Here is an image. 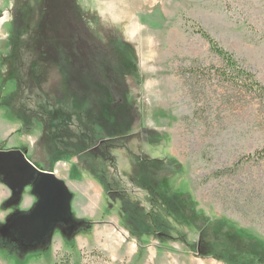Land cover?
Wrapping results in <instances>:
<instances>
[{"label":"rangeland","instance_id":"1","mask_svg":"<svg viewBox=\"0 0 264 264\" xmlns=\"http://www.w3.org/2000/svg\"><path fill=\"white\" fill-rule=\"evenodd\" d=\"M58 1L0 0V158L24 155L57 170L72 196V221L33 235L35 187L14 200L1 171L0 264L79 262L94 251L113 264H264L252 255L264 242V160L249 159L264 149V103L217 77L224 63L198 33L208 32L264 84V0H60L56 8ZM74 30L84 43L75 45ZM80 47L92 71L117 68L133 109L136 136L111 151L113 163L78 156L77 123L59 129L40 114L82 102ZM16 75L23 95L10 109L3 104ZM139 158L172 159L181 170L155 186ZM101 168L110 197L93 178ZM158 192L189 194L202 221H180ZM140 221L152 224L150 236L137 235Z\"/></svg>","mask_w":264,"mask_h":264},{"label":"trees","instance_id":"2","mask_svg":"<svg viewBox=\"0 0 264 264\" xmlns=\"http://www.w3.org/2000/svg\"><path fill=\"white\" fill-rule=\"evenodd\" d=\"M198 33L205 39L209 45L212 53L218 56L224 63L222 67L215 68V73L222 81L230 84L231 86L238 88L241 91L253 96V98L259 99L264 103V84L260 82L256 75L246 68L242 67L234 56V54L226 51L208 32L199 28ZM122 53L128 55V49L123 48ZM130 62H127V67H134L131 56L128 55ZM101 71L106 74L116 73L113 65L106 63L101 65ZM78 81L77 86L81 94L84 95L85 101L77 103L69 110L67 108L54 109V110H41V115L49 118L52 124L56 125L59 129H68L72 125V121L77 123L76 130L80 131L76 135H71L72 138L77 139L74 149L77 154H86L94 159H100L113 163L114 157L111 155L112 150L125 149V143H130L136 135L131 134V127L133 123L132 118V106L127 102V90L122 80H109V82L103 83V81L92 75L91 69L86 66H79L77 69ZM10 80L17 82L16 90L7 98L3 104L5 107L12 109L13 102H20L22 97V84L19 75L10 77ZM116 81V82H115ZM15 109V108H14ZM18 116L20 119L26 122L24 115L18 109ZM39 119L40 117H34L33 119ZM42 118V117H41ZM40 120V119H39ZM28 125L26 128H29ZM99 128L100 133L94 129ZM264 160V149L257 151L249 159ZM143 160V176L148 182H154L163 180L180 173L181 167L177 161L172 159L159 160L146 158H139ZM53 166V164H52ZM93 178L102 186L105 194L110 190L107 175L104 172H93ZM165 205L172 210H178V218L180 221L190 222L192 220L191 214L199 216L202 221L203 216L199 214L189 194L183 193H162L161 197ZM181 211V213H180ZM125 219L129 218V215H124ZM151 222L154 228L160 229L158 225V217L150 216ZM126 220H124L125 223ZM146 222L140 221L138 224V234L140 238H145L151 235V227ZM144 225V229H143ZM156 228V229H157ZM155 229V230H156ZM158 237L164 240L166 236L163 231H157ZM257 253H253V257L257 262L264 259V242L256 247ZM224 260V259H219ZM226 261V260H224ZM228 262V261H226ZM250 262V263H249ZM249 264H252L249 260ZM256 262V261H255ZM231 264L230 262H228ZM241 264H243L240 261ZM55 264H113L110 260L104 257L100 252H92L91 254L82 253L79 262H74L71 256L65 257L60 262ZM254 264V263H253Z\"/></svg>","mask_w":264,"mask_h":264},{"label":"water","instance_id":"3","mask_svg":"<svg viewBox=\"0 0 264 264\" xmlns=\"http://www.w3.org/2000/svg\"><path fill=\"white\" fill-rule=\"evenodd\" d=\"M0 159V172L7 175L6 182L13 191L14 200H19L27 184L35 187L34 193L39 200L28 215V222L32 225L29 230L33 235L43 237L54 223L72 221V196L62 180L51 171L39 170L24 155L17 159H2V156Z\"/></svg>","mask_w":264,"mask_h":264},{"label":"flooded vegetation","instance_id":"4","mask_svg":"<svg viewBox=\"0 0 264 264\" xmlns=\"http://www.w3.org/2000/svg\"><path fill=\"white\" fill-rule=\"evenodd\" d=\"M59 2H60V0L58 1V3L56 4V8H57V5L59 4ZM53 17H55V12H54V15H53ZM56 29H57V26H56ZM72 38V37H71ZM73 40H75V41H77L78 43L77 44H75V45H78V44H80V43H84V41H83V39L81 38V32L79 31V30H77V31H73ZM75 45H73L72 46V48H70V50L72 51L73 49H74V47H76ZM79 47V46H78ZM95 48V47H94ZM69 49V48H68ZM96 49V48H95ZM83 51H82V49H81V47H80V58H81V60H79V62H78V66L77 67H79V66H86V67H88L89 69H91L89 66H88V64H87V62H86V58H84L83 56H82V54L84 53H82ZM82 53V54H81ZM97 53H99V52H97ZM71 54V53H70ZM71 56H72V54H71ZM76 56V55H75ZM75 56H73V58L75 57ZM79 56H78V58H79ZM107 57H109V55L107 56ZM113 65V64H112ZM113 67H114V69H115V71L117 70V68L113 65ZM92 71V70H91ZM118 71V70H117ZM76 74V80L78 81V72H76L75 73ZM119 72H116V73H113V74H106V73H104V72H102V71H97V72H95V71H92V75L94 76L95 75V77L96 78H99V80H101V81H103V83H105V82H109V80H112V79H114V80H119L120 81V77H119ZM116 82V81H115ZM78 87V86H77ZM79 91V90H78ZM80 92V91H79ZM80 95L83 97V100H82V102H84L85 101V98H84V95L83 94H81L80 93ZM82 102H80V103H82ZM76 152V151H75ZM77 153V152H76ZM78 156L79 155H86V154H77ZM112 155V154H111ZM94 159V158H93ZM139 160V159H138ZM139 162H141V164H143L144 163V161L143 160H139ZM142 169H143V167H142ZM93 171L94 172H96V171H99V172H104L106 175H107V173H106V171H105V169L104 168H101V169H93ZM107 179H108V181H109V178H108V176H107ZM97 182V181H96ZM153 185H155V186H158L159 184H162L163 183V180H161V181H157V182H154V180H152V182H151ZM97 184H99L98 182H97ZM108 186H109V188H110V190L107 192V194H105V192H104V190H103V193L105 194V196L106 197H110V196H112V194H114L115 192L113 191V189H112V185H111V182L109 181L108 182ZM100 185V184H99ZM101 186V185H100ZM160 186V185H159ZM102 187V186H101ZM103 189V188H102ZM158 194H159V196L160 197H162V193L161 192H158ZM191 218L194 220V221H200L201 219L199 218V216H197L196 217V215H194V214H191ZM199 245H200V243H199Z\"/></svg>","mask_w":264,"mask_h":264},{"label":"crops","instance_id":"5","mask_svg":"<svg viewBox=\"0 0 264 264\" xmlns=\"http://www.w3.org/2000/svg\"><path fill=\"white\" fill-rule=\"evenodd\" d=\"M35 167L36 168H38L36 165H35ZM39 169V168H38ZM39 170H41V169H39ZM57 173H58V171L56 170V171H52V174H54L56 177H57ZM58 178V177H57ZM59 179V178H58ZM60 180H62V179H60ZM63 182H64V180H62ZM65 184H66V182H64ZM76 184V186H79L78 184V182H75V181H72V184ZM66 186H67V184H66ZM68 187V186H67ZM23 192H24V190H23ZM23 193H22V195L20 196V198H19V200L18 201H22L23 202ZM37 197V196H36ZM35 199V198H34ZM37 202H38V200H39V198L37 197L36 199H35Z\"/></svg>","mask_w":264,"mask_h":264}]
</instances>
